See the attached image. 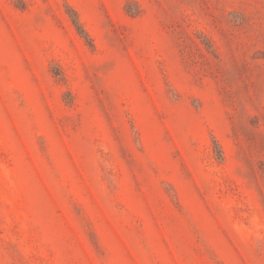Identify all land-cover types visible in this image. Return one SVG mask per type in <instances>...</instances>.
I'll return each instance as SVG.
<instances>
[{"label": "rangeland", "instance_id": "374dc122", "mask_svg": "<svg viewBox=\"0 0 264 264\" xmlns=\"http://www.w3.org/2000/svg\"><path fill=\"white\" fill-rule=\"evenodd\" d=\"M0 264H264V0H0Z\"/></svg>", "mask_w": 264, "mask_h": 264}]
</instances>
